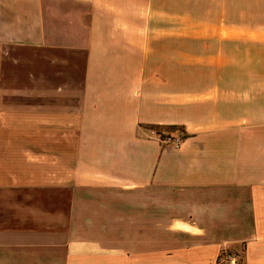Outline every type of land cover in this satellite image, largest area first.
<instances>
[{
	"label": "crops",
	"instance_id": "crops-1",
	"mask_svg": "<svg viewBox=\"0 0 264 264\" xmlns=\"http://www.w3.org/2000/svg\"><path fill=\"white\" fill-rule=\"evenodd\" d=\"M206 5L0 0V264H264V0ZM197 29L220 86L168 77Z\"/></svg>",
	"mask_w": 264,
	"mask_h": 264
},
{
	"label": "rangeland",
	"instance_id": "rangeland-1",
	"mask_svg": "<svg viewBox=\"0 0 264 264\" xmlns=\"http://www.w3.org/2000/svg\"><path fill=\"white\" fill-rule=\"evenodd\" d=\"M201 1V0H199ZM207 5L203 10H198L197 14L194 11H189L187 18L182 21H190L191 23H203V25L215 24L220 21V6L216 0H203ZM214 1V2H209ZM205 23V24H204ZM211 31L197 29L185 31L183 35L186 40H183L182 45V60L176 62H167V74L171 78V82L178 84H192L198 87L203 86H220L222 82V47L220 31ZM187 33V34H186ZM189 33V35H188ZM193 33V34H192ZM212 34H216L212 35ZM264 36V31H262ZM178 54V53H177ZM180 76V77H179ZM148 126L147 128H149ZM158 135L176 134L182 135V131L177 129L173 132L159 128H150ZM231 253L228 250L217 254L219 257L223 253ZM218 264L217 258L214 262Z\"/></svg>",
	"mask_w": 264,
	"mask_h": 264
},
{
	"label": "built area",
	"instance_id": "built-area-1",
	"mask_svg": "<svg viewBox=\"0 0 264 264\" xmlns=\"http://www.w3.org/2000/svg\"><path fill=\"white\" fill-rule=\"evenodd\" d=\"M174 142L178 144L180 142V139L175 138ZM217 261H218V264H239L235 255L231 253H227V252L217 257Z\"/></svg>",
	"mask_w": 264,
	"mask_h": 264
},
{
	"label": "trees",
	"instance_id": "trees-1",
	"mask_svg": "<svg viewBox=\"0 0 264 264\" xmlns=\"http://www.w3.org/2000/svg\"><path fill=\"white\" fill-rule=\"evenodd\" d=\"M149 128H159V129H163V130H166V131H170V132H173V131H175V130H177V129H179V130H181L182 131V126H180V125H151ZM157 133H159L158 131H157ZM160 136L162 137V136H168V135H161L160 134Z\"/></svg>",
	"mask_w": 264,
	"mask_h": 264
}]
</instances>
